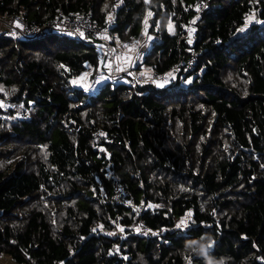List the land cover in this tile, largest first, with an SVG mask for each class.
<instances>
[{"label": "trees", "instance_id": "trees-1", "mask_svg": "<svg viewBox=\"0 0 264 264\" xmlns=\"http://www.w3.org/2000/svg\"><path fill=\"white\" fill-rule=\"evenodd\" d=\"M194 2L0 0L1 15L36 23L90 13L122 41L147 24L144 63L158 74L188 46L198 55L189 83L88 90L72 81L96 73L90 45L0 34V257L264 264V0H211L189 42ZM113 181L141 214L109 202Z\"/></svg>", "mask_w": 264, "mask_h": 264}, {"label": "built area", "instance_id": "built-area-1", "mask_svg": "<svg viewBox=\"0 0 264 264\" xmlns=\"http://www.w3.org/2000/svg\"><path fill=\"white\" fill-rule=\"evenodd\" d=\"M210 2L211 0H195L193 14L186 23L185 32L182 35L183 39L191 41V36L196 29L195 21L209 7ZM0 21L3 23L5 29L7 28V31L4 32L5 35L17 40L35 38L51 33L58 35L72 33L75 36L74 38L96 49L99 55L98 70L105 62L110 65L115 63V49L110 40L106 39V28L98 24L90 13L57 15L41 23L29 21L19 14H0ZM188 47L186 49V56L161 74L151 72L145 75L137 72L133 67L126 70H115L111 67L106 81H125L131 88L135 85L146 83L168 84L174 80H179L180 83H189L191 73L198 63V55L194 49L190 46ZM125 72L126 75H124ZM1 102L5 104V101H0V105ZM12 106L17 109H23V103L13 104ZM109 202L127 206L140 214L144 210L143 205H134L129 190L118 181H113V190ZM136 230L147 233L150 231V228L143 222H140Z\"/></svg>", "mask_w": 264, "mask_h": 264}, {"label": "rangeland", "instance_id": "rangeland-1", "mask_svg": "<svg viewBox=\"0 0 264 264\" xmlns=\"http://www.w3.org/2000/svg\"><path fill=\"white\" fill-rule=\"evenodd\" d=\"M247 19H249V17ZM0 23L3 24L1 21H0ZM2 27L4 29V32H6L7 28L5 29L4 26H2ZM147 28L148 27L146 26L142 35L140 37H138L139 39L136 42L131 41L130 43H128L127 41H124L126 44L128 43L127 45L124 44L122 42V40H119L115 37L112 38L107 33L106 39L110 40V42L112 43V45L115 49V63L110 65V64H106V62H105L102 65L103 68L101 67L99 69V71L103 72L104 67H106L105 68L106 73H107V71H109L111 69V67L114 68L115 70H121V69L126 70V69L130 68V66L134 65L139 69V70H137V72H139L141 70V72L143 74L148 75L150 73L148 68H146L145 65L142 64L144 61V60L142 61V55L146 51V46L148 45L149 40L152 38V34L148 33ZM68 35L70 37L73 36L72 33H68ZM73 37H75V36H73ZM106 73L102 74L99 78L97 75L99 73H95L93 71V69H89V70L83 72V74L81 75L82 78L79 77L78 79L73 80L72 82L76 85L78 84V85L84 87L85 89L91 90L94 88L95 85L98 84V83H94V82L102 81L103 78H105ZM124 75H126V72ZM104 81H106V80H104ZM3 95H5L4 92H3ZM6 103L7 102H5V104H3L1 102V106L4 107V105H6ZM184 224H185V222H184Z\"/></svg>", "mask_w": 264, "mask_h": 264}, {"label": "crops", "instance_id": "crops-1", "mask_svg": "<svg viewBox=\"0 0 264 264\" xmlns=\"http://www.w3.org/2000/svg\"><path fill=\"white\" fill-rule=\"evenodd\" d=\"M4 26L3 24H1L0 23V34H2L3 32H4V29H3V27L2 26ZM146 28V24H144V26H143V30ZM107 30V29H106ZM107 33V32H106ZM142 33H143V31H142ZM142 33L138 36V37H140L141 35H142ZM108 35H109V33H108ZM67 36H69L68 34H67ZM111 36V35H110ZM112 37V36H111ZM138 37H136V38H132V39H130V40H127V42L128 43H130L131 41L132 42H136L139 38ZM113 38V37H112ZM124 44H126L124 41H122ZM127 43V44H128ZM126 44V45H127ZM148 47H149V43H148V45L146 46V50L148 49ZM146 52V51H145ZM145 52L143 53V55H142V61L144 60V55H145ZM143 65H145V67L146 68H148V70H149V72L151 73V72H153V70L150 68V66H148V65H146L145 63H144V61H143V63H142ZM130 67H133L134 69H136V71L137 70H139L136 66H130ZM106 67H104V69H103V72H100L97 68H96V73H99V74H97L98 75V77L100 78V76L102 75V74H104V73H106V69H105ZM89 70V69H88ZM87 71V70H86ZM140 73H142L141 72V70L139 71ZM83 74V73H82ZM143 74V73H142ZM108 76V71H107V73H106V76H105V78H103V80L102 81H99V82H94V83H103L104 82V80H107L106 79V77ZM79 77H81V76H79ZM78 77V78H79ZM77 78V79H78ZM82 78V77H81ZM125 82V81H124ZM0 264H19V263H16V262H14L8 255H6V254H3L1 257H0Z\"/></svg>", "mask_w": 264, "mask_h": 264}, {"label": "snow or ice", "instance_id": "snow-or-ice-1", "mask_svg": "<svg viewBox=\"0 0 264 264\" xmlns=\"http://www.w3.org/2000/svg\"><path fill=\"white\" fill-rule=\"evenodd\" d=\"M149 15H151V13H149ZM252 19H254V16L249 17V20H252ZM246 27H247V25H246ZM161 86H162V85H161ZM181 225L187 227V225L184 224L183 221L181 222ZM181 225H177V227H181ZM195 243H197V241H191V242H190V246H191V244H195ZM208 247L210 248V247H211V244H209ZM193 250H195V249H193Z\"/></svg>", "mask_w": 264, "mask_h": 264}, {"label": "clouds", "instance_id": "clouds-1", "mask_svg": "<svg viewBox=\"0 0 264 264\" xmlns=\"http://www.w3.org/2000/svg\"><path fill=\"white\" fill-rule=\"evenodd\" d=\"M211 243H212V241H211V239L209 238V244H211ZM194 251H196L197 253H199L200 249H199V248H196ZM206 264H207V262H206Z\"/></svg>", "mask_w": 264, "mask_h": 264}]
</instances>
